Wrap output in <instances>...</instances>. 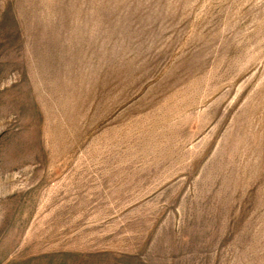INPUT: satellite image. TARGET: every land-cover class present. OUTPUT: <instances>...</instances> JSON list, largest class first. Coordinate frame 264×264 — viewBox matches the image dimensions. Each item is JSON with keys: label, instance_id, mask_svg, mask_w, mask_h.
<instances>
[{"label": "rangeland", "instance_id": "obj_1", "mask_svg": "<svg viewBox=\"0 0 264 264\" xmlns=\"http://www.w3.org/2000/svg\"><path fill=\"white\" fill-rule=\"evenodd\" d=\"M0 264H264V0H0Z\"/></svg>", "mask_w": 264, "mask_h": 264}]
</instances>
